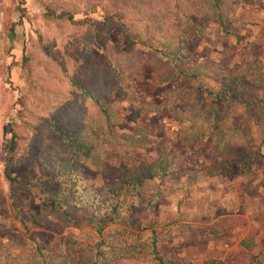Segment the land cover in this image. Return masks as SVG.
Segmentation results:
<instances>
[{
  "label": "trees",
  "instance_id": "16d2710c",
  "mask_svg": "<svg viewBox=\"0 0 264 264\" xmlns=\"http://www.w3.org/2000/svg\"><path fill=\"white\" fill-rule=\"evenodd\" d=\"M258 5L264 10L263 3ZM101 10L103 15L97 22L90 16L75 17L69 10L56 11L50 6L44 12L45 20L67 22L87 35L75 43L71 71L62 69L67 84L63 97L44 112L21 103L18 130L9 131L5 144L2 162L7 191L0 196V209L7 207L14 218H21L24 208L30 222L38 227H44L49 218L79 227L80 220L73 219L68 209H84L86 222L96 226L97 237L74 247L61 242L38 243L30 236L24 242L8 240L0 244V264H117L142 257H147L149 264H177L164 258L159 246L172 236L170 233L153 230L149 239L142 240L140 235L128 237L126 228L116 226L132 204H139L142 195L148 197V207L154 206L162 191L147 194L143 187L149 180L166 178L173 164L160 154L150 162L139 160L119 177L108 174L112 153L106 146L112 143L110 128L118 118L112 98L121 95L135 102L133 77L144 71L151 73L157 86L179 77L215 82L204 88V94L190 85L166 92L169 99L165 105L178 118L177 138L192 153H198L196 143L208 140L214 157L208 164L188 171L185 184L178 182L177 191L195 183L198 172L209 178L222 172L232 178L234 166L245 175L254 170L253 117L248 109L264 108L261 58L251 48H244L240 64H205L192 58L188 48L190 29L202 32L196 19L214 20L219 42L234 35L232 13L225 0H113ZM113 30L126 38L119 48L111 41ZM240 104L247 110L244 114L233 110ZM159 109L158 104H144L133 118ZM128 136L133 154L151 142L147 128L139 123ZM88 163L99 172L100 184L89 186L84 182L82 166ZM25 192L37 200L39 213L30 210ZM200 229L201 225L186 223L176 236L185 237ZM204 229L209 239L221 232L214 224ZM242 245L251 249L254 243L244 239ZM258 255L256 264L264 261V251ZM203 264L222 261L207 258Z\"/></svg>",
  "mask_w": 264,
  "mask_h": 264
},
{
  "label": "rangeland",
  "instance_id": "374dc122",
  "mask_svg": "<svg viewBox=\"0 0 264 264\" xmlns=\"http://www.w3.org/2000/svg\"><path fill=\"white\" fill-rule=\"evenodd\" d=\"M112 1L0 0V196L4 197L7 191L2 162L5 144L9 131L12 128L18 130L21 103L24 102L28 109L44 112L63 97L67 84L62 77V69L71 71L75 43L78 44L80 37L87 35L85 30L74 28L67 22L45 20L44 12L50 6L56 11L69 10L75 17L90 16L97 22L103 15L101 6L108 7ZM225 2L232 13L234 35L219 42L216 40L217 23L211 19H196L202 32L194 27L190 29L188 48L191 57L205 64L234 66L241 63L242 50L251 48L254 54L264 59V44L253 37L258 36L261 23L264 29V10L258 5V2L264 4V0ZM258 21L261 23L254 26ZM240 30L246 33L240 34ZM111 35V41L118 48L126 40L117 30H113ZM137 47L142 51L145 49L140 45ZM182 67L186 68V64ZM214 84L213 81H190L179 77L157 86L152 82L151 73L144 71L133 77L135 102L125 100L121 95L112 98L118 118L110 128L112 143L106 146L112 153L108 174L113 178L119 177L139 160L150 162L160 154L173 162L166 178L150 180L143 187L147 194H153L156 189L162 191L154 206L148 207V197L142 195L139 204H132L116 226L126 228L128 237L140 235L142 240L149 239L153 230L170 233L172 236L159 246L163 257L173 259L177 264H203L208 257L219 258L223 264H256L258 254L264 251V108L248 109L253 117L250 123L256 153L252 174L245 175L237 166L232 169L233 180H228L222 172L212 178L198 172L195 183L189 184L183 191L176 190L178 182L185 184L188 171L193 172L208 164L214 157L208 140L196 143L194 148L198 153H192L177 138L178 118L165 105L169 99L166 92L190 85L204 94V88ZM147 103L158 104L160 109L133 118L139 107ZM233 110L236 114L247 112L241 104L234 106ZM138 123L147 128L151 142L133 154L130 153L131 139L128 134L133 135ZM82 174L89 186L101 183V176L91 163L82 166ZM253 194L258 195L256 205L248 199ZM23 195L28 198L30 210L39 213L41 207L37 200L28 192ZM221 201L224 204L228 202L229 209L218 208L213 213V208ZM23 209L21 218H14L7 207L0 209V244L8 240L24 242L26 236H30L38 243L61 242L74 247L79 243L93 242L97 237L96 226L86 222L84 209H68L73 219L80 220L79 227L63 225L53 218L47 219L44 227H38L30 222L28 213ZM186 223L201 225L202 229L185 237L176 236ZM210 224L221 229L215 239L205 237L204 227ZM236 224L240 235H250L254 240L253 249L239 247L235 244V237H228ZM117 264H149V259H128Z\"/></svg>",
  "mask_w": 264,
  "mask_h": 264
},
{
  "label": "crops",
  "instance_id": "0c3cea01",
  "mask_svg": "<svg viewBox=\"0 0 264 264\" xmlns=\"http://www.w3.org/2000/svg\"><path fill=\"white\" fill-rule=\"evenodd\" d=\"M261 22L260 21H258L254 26H258L259 24H260ZM259 27V33H258V36H254L253 35V37H254V39H256V40H258V42H261V43H263L264 44V29H263V27H262V23L258 26ZM246 32H244V31H242V30H240V34H245ZM261 60H262V62H263V65H264V59H263V57L261 58ZM253 173V172H252ZM251 173V174H252ZM226 178H227V176H225ZM207 178H209V177H207ZM233 178L234 177H232V178H227L228 180H233ZM243 179H245V178H243ZM245 180H247V179H245ZM150 181V180H149ZM216 183V182H215ZM214 183V184H215ZM242 184V183H241ZM240 185V184H239ZM258 186H260L259 184H258ZM264 190V189H263ZM208 191H209V189H208ZM238 196V195H237ZM257 197H258V195L256 194V195H249V197H248V199L250 200V202H252V205H256V204H258V202H257ZM261 197V196H260ZM222 202V201H221ZM219 203V204H217V205H215V207L213 208V210H214V212L213 213H215L216 212V210L218 209V208H222V209H225V210H228L229 209V204H228V202H226L225 204L222 202V203ZM220 227V226H219ZM221 230V229H220ZM228 237L231 239L232 237H235L236 238V241H235V244L236 245H238L239 247H243L244 249H246L243 245H242V240H244V239H248L250 242H252V243H254V240L253 239H251L250 237V235H246V234H243V235H240V228L239 227H237V224H236V226H235V229L233 228L231 231H230V233L228 234ZM255 247V243H254V246L251 248V249H253ZM251 249H246V250H251ZM208 258H215V257H208ZM205 259H207V258H205ZM204 259V260H205ZM216 259H219V258H216ZM204 260H203V262H204ZM221 260V259H220ZM222 261V260H221ZM222 264H223V261H222Z\"/></svg>",
  "mask_w": 264,
  "mask_h": 264
}]
</instances>
